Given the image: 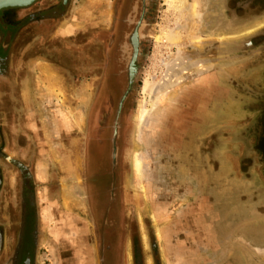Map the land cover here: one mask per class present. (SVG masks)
Returning a JSON list of instances; mask_svg holds the SVG:
<instances>
[{"label": "rangeland", "instance_id": "obj_1", "mask_svg": "<svg viewBox=\"0 0 264 264\" xmlns=\"http://www.w3.org/2000/svg\"><path fill=\"white\" fill-rule=\"evenodd\" d=\"M113 2L70 0L40 49L27 52L24 37L17 39L14 61L36 95L39 66L60 63L47 50L62 48L70 55L76 19L95 29L107 26ZM158 2L144 68L127 110L120 167L126 234L114 264H264V0ZM23 13L22 6L0 9L5 47ZM171 68L180 78L138 126L140 104L154 97L145 82L158 85ZM59 70L62 102L56 116L63 133L51 134V119L48 126L44 118L40 123L38 102V126L30 128L28 121L26 126L33 142L61 144L57 151L39 150V166L30 168L47 181L53 159L63 153L80 156L83 174L93 93L90 80L79 84L66 68ZM41 128L47 133L40 134ZM1 171L6 183L0 186V264H11L18 185L15 171L2 166ZM63 185L52 196L49 188L36 191L42 204L33 264H94L84 205L80 211L68 205L81 202L84 191L70 182Z\"/></svg>", "mask_w": 264, "mask_h": 264}, {"label": "flooded vegetation", "instance_id": "obj_2", "mask_svg": "<svg viewBox=\"0 0 264 264\" xmlns=\"http://www.w3.org/2000/svg\"><path fill=\"white\" fill-rule=\"evenodd\" d=\"M69 2L32 0L23 5V15L14 22L19 23L18 30L8 38L6 47L0 43V51L7 50V54H0V186L6 183L1 166L16 172L18 185L17 217L11 222L16 229L11 264H33L32 245L38 225L36 191L41 186L30 169L39 155V144L32 141L33 132L25 126V117L20 112L19 83L25 75L14 61L17 39L24 37L27 52L40 49L48 33L65 17ZM158 3V0H114L109 25L95 29L85 19H76L79 28L75 30L72 46L67 48L70 55L61 53L62 48L47 50L57 55L60 63L55 62L62 72L66 68L79 84L90 80L93 89L86 117L84 170L80 180L84 191L81 213L87 219L94 264H114L126 234L120 167L128 128L127 110L144 68ZM125 91L128 92L117 114L120 94ZM40 134H46V130L41 128ZM8 142L11 150L7 151ZM60 145L57 143L56 150L61 149ZM57 162L58 165L52 164L54 168L46 182L50 195L57 192V175L63 164L72 166V158Z\"/></svg>", "mask_w": 264, "mask_h": 264}, {"label": "crops", "instance_id": "obj_3", "mask_svg": "<svg viewBox=\"0 0 264 264\" xmlns=\"http://www.w3.org/2000/svg\"><path fill=\"white\" fill-rule=\"evenodd\" d=\"M42 66H39V72H41L42 76L39 79V96L36 95V93L34 91H32L31 85L29 83V80H26L25 78L22 79L19 83V102L21 104L20 106V112L23 115V117H25V119L23 118V120L25 121V126H27V123L29 122V127L33 128V127H37L38 126V122H37V110L35 109L34 103H39V107L38 110L40 112L39 115V120L40 123L42 122L43 118L46 119V123L49 121V119H51L50 122V126H52V131L51 134L53 135H57L59 133H63V123L61 121V119H58V117L56 116L57 113V109L56 106L62 102L61 98H59V92L61 93V91H59V89L61 88V79H57V72L59 70L58 65L56 63H50V64H41ZM60 71V70H59ZM60 74V73H58ZM63 75V73H62ZM63 77V76H61ZM43 78V79H42ZM31 82V81H30ZM38 98V100H36ZM60 99V100H59ZM45 113V116L43 117L42 114ZM52 115V117L50 116ZM29 116V117H28ZM29 118V120H28ZM28 121V122H27ZM46 126H48V123L46 124ZM47 133V132H46ZM46 144H41L39 145V149L38 150H48V148H50L49 150L51 151H57L56 150V145L57 143L53 142L52 144L48 145V142H45ZM60 145V144H59ZM50 146V147H49ZM5 149L11 150L10 147V142H8L6 144ZM62 158L65 157H70L72 158V166H68L67 164H63L62 170H60V172L57 175V190L60 192H62V188H63V183H73L76 187V190H83L82 188V183L80 180V176H81V159L80 156H78L76 153L75 154H62ZM40 157L37 156V158L35 159V163L34 165H36L35 167L38 168L39 166V162H40ZM60 159H53V161H55L53 164L54 165H58V162ZM41 165V163H40ZM67 165V166H66ZM73 174L74 176H72V178H70V176L67 178L68 174ZM39 171L37 172V175L35 174V180L41 184V186L39 188L45 187L47 188V185H42L45 183V179L41 178L40 174L38 177ZM66 177V179L64 178ZM65 179V180H63ZM71 179V180H69ZM68 180V181H67ZM52 196V194H51ZM83 199H84V195L83 198H81V202L79 201V199H76V201H72V203H68L71 204L72 207H78L79 211H80V203L81 205L83 204ZM39 207H41V202H38ZM84 205V204H83ZM69 206V207H71ZM75 211L77 214H80L79 212ZM40 212H42L40 210ZM39 213V212H38ZM45 218L49 219V216L47 213H45Z\"/></svg>", "mask_w": 264, "mask_h": 264}, {"label": "bare ground", "instance_id": "obj_4", "mask_svg": "<svg viewBox=\"0 0 264 264\" xmlns=\"http://www.w3.org/2000/svg\"><path fill=\"white\" fill-rule=\"evenodd\" d=\"M28 0H0V2H27ZM179 3L182 5L185 0H178ZM169 6H171V3L169 2ZM175 36V35H174ZM158 39V36L156 37ZM178 71L176 69H169L168 72V79L162 81L158 85H150L147 81L145 82V86L149 87L150 90L154 93V97H150L149 103H141L139 106V111H138V126L141 124H144L146 121L147 116L149 115L150 110H153L154 106L157 105L156 103L162 102V100L166 99V94H167V88L170 83L178 81L180 78L177 75ZM178 77V78H177ZM145 88V87H144ZM140 158L139 155L136 154V169L140 166Z\"/></svg>", "mask_w": 264, "mask_h": 264}, {"label": "water", "instance_id": "obj_5", "mask_svg": "<svg viewBox=\"0 0 264 264\" xmlns=\"http://www.w3.org/2000/svg\"><path fill=\"white\" fill-rule=\"evenodd\" d=\"M32 0H28L27 2H0V9L1 8H4V7H8V6H23V5H26L28 3H30ZM128 91H125L120 99H119V104H118V108H117V114L120 113V109H121V106H122V103L125 99V96L127 94Z\"/></svg>", "mask_w": 264, "mask_h": 264}]
</instances>
